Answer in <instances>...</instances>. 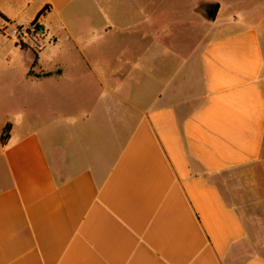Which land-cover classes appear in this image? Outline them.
<instances>
[{
  "label": "crops",
  "instance_id": "obj_1",
  "mask_svg": "<svg viewBox=\"0 0 264 264\" xmlns=\"http://www.w3.org/2000/svg\"><path fill=\"white\" fill-rule=\"evenodd\" d=\"M36 17L0 34V264H264L215 178L263 149L264 0H0Z\"/></svg>",
  "mask_w": 264,
  "mask_h": 264
},
{
  "label": "rangeland",
  "instance_id": "obj_2",
  "mask_svg": "<svg viewBox=\"0 0 264 264\" xmlns=\"http://www.w3.org/2000/svg\"><path fill=\"white\" fill-rule=\"evenodd\" d=\"M258 27L264 44V27ZM215 178L225 199L238 210L251 242L264 252V143L258 159Z\"/></svg>",
  "mask_w": 264,
  "mask_h": 264
},
{
  "label": "built area",
  "instance_id": "obj_3",
  "mask_svg": "<svg viewBox=\"0 0 264 264\" xmlns=\"http://www.w3.org/2000/svg\"><path fill=\"white\" fill-rule=\"evenodd\" d=\"M0 34L13 40L16 44L28 46L39 50L44 45L46 29L36 17L31 22L13 26L3 25L0 27Z\"/></svg>",
  "mask_w": 264,
  "mask_h": 264
},
{
  "label": "water",
  "instance_id": "obj_4",
  "mask_svg": "<svg viewBox=\"0 0 264 264\" xmlns=\"http://www.w3.org/2000/svg\"><path fill=\"white\" fill-rule=\"evenodd\" d=\"M200 12L207 18L212 19L215 18L218 4H211V5H205L199 8Z\"/></svg>",
  "mask_w": 264,
  "mask_h": 264
},
{
  "label": "trees",
  "instance_id": "obj_5",
  "mask_svg": "<svg viewBox=\"0 0 264 264\" xmlns=\"http://www.w3.org/2000/svg\"><path fill=\"white\" fill-rule=\"evenodd\" d=\"M9 129H10V125L7 124V125L3 128V130H2V133H1V139H2L3 141L8 137V135H9Z\"/></svg>",
  "mask_w": 264,
  "mask_h": 264
}]
</instances>
